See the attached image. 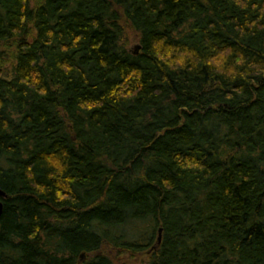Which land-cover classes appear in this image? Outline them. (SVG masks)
<instances>
[{
  "label": "trees",
  "instance_id": "trees-1",
  "mask_svg": "<svg viewBox=\"0 0 264 264\" xmlns=\"http://www.w3.org/2000/svg\"><path fill=\"white\" fill-rule=\"evenodd\" d=\"M0 187V264H264V0H0Z\"/></svg>",
  "mask_w": 264,
  "mask_h": 264
},
{
  "label": "rangeland",
  "instance_id": "rangeland-1",
  "mask_svg": "<svg viewBox=\"0 0 264 264\" xmlns=\"http://www.w3.org/2000/svg\"><path fill=\"white\" fill-rule=\"evenodd\" d=\"M124 38L126 41L127 49L131 52L135 51L136 47L138 46L137 34L132 30L126 29L124 32ZM107 253L109 257L115 262L129 261V256L127 254H123V253L119 254L116 251L110 249L107 250ZM145 261H146V255L144 253H141L137 255L135 258H133L131 262L133 264H144Z\"/></svg>",
  "mask_w": 264,
  "mask_h": 264
},
{
  "label": "water",
  "instance_id": "water-1",
  "mask_svg": "<svg viewBox=\"0 0 264 264\" xmlns=\"http://www.w3.org/2000/svg\"><path fill=\"white\" fill-rule=\"evenodd\" d=\"M137 48H138V46L136 47V50H137ZM6 196H7L6 192L0 187V198H4ZM2 210H3V202L0 199V218H1ZM161 231H162V229L159 227L158 230H157V237H156L155 244H153L149 248L148 252L151 251V250H153V249H155L156 246L160 243V241H161ZM80 256L82 257L83 256V253H81Z\"/></svg>",
  "mask_w": 264,
  "mask_h": 264
},
{
  "label": "flooded vegetation",
  "instance_id": "flooded-vegetation-1",
  "mask_svg": "<svg viewBox=\"0 0 264 264\" xmlns=\"http://www.w3.org/2000/svg\"><path fill=\"white\" fill-rule=\"evenodd\" d=\"M83 257H84V256H82V257L80 256V259L82 260V259H83Z\"/></svg>",
  "mask_w": 264,
  "mask_h": 264
}]
</instances>
